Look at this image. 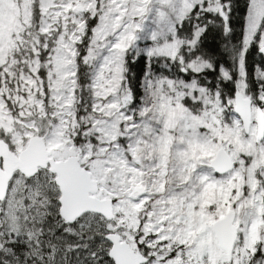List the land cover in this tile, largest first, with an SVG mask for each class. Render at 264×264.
Returning <instances> with one entry per match:
<instances>
[{"label": "snow or ice", "instance_id": "6c2138e0", "mask_svg": "<svg viewBox=\"0 0 264 264\" xmlns=\"http://www.w3.org/2000/svg\"><path fill=\"white\" fill-rule=\"evenodd\" d=\"M0 264H264V0H0Z\"/></svg>", "mask_w": 264, "mask_h": 264}]
</instances>
